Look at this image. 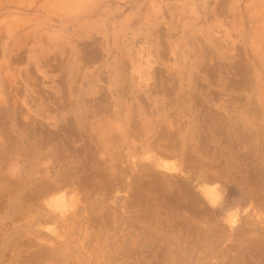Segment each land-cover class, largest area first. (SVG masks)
Masks as SVG:
<instances>
[{"label":"rangeland","instance_id":"obj_1","mask_svg":"<svg viewBox=\"0 0 264 264\" xmlns=\"http://www.w3.org/2000/svg\"><path fill=\"white\" fill-rule=\"evenodd\" d=\"M263 238L264 0H0V264H264Z\"/></svg>","mask_w":264,"mask_h":264},{"label":"bare ground","instance_id":"obj_2","mask_svg":"<svg viewBox=\"0 0 264 264\" xmlns=\"http://www.w3.org/2000/svg\"><path fill=\"white\" fill-rule=\"evenodd\" d=\"M160 149V148H159ZM80 164V163H79ZM202 168H204L203 170L201 169H199V171H201V173H200V175H199V177H198V175L196 176V177H198L199 179H200V177L201 178H204V176H206L205 175V172H206V170L208 169V168H206L205 169V167H203L202 166ZM195 170V169H194ZM208 171H209V169H208ZM199 173H197L196 172V174H199ZM205 180H207L206 179V177H205ZM200 181H202V179H200ZM204 181V180H203ZM208 181V180H207ZM199 183V182H198ZM196 185V184H195ZM201 185V184H200ZM204 185V184H203ZM60 187V186H59ZM55 189H57L56 187H55ZM202 194L201 195H203V200H205L206 201V203H208L210 206H216L217 205V203L219 202V199H220V193H219V190H218V188L216 187V184H213L210 188H207V187H203L202 186ZM198 190V189H197ZM199 191V190H198ZM44 192H45V190H44ZM179 193H180V191H179ZM57 196H59V194L57 195ZM62 195L60 194V197H58V198H62L61 197ZM58 198H55V199H57V200H55L54 198H53V200L52 199H48V201L46 200L45 202H47L46 204H47V206L46 207H49V208H51L52 210H54V211H57L58 213H59V215L60 214H64L63 212L65 211V210H67V207H68V205H67V202H66V200H58ZM72 198V197H71ZM75 199H77V198H75ZM67 201H68V199H67ZM72 201H74L73 199H72ZM76 201H78V199L76 200ZM66 202V203H65ZM69 202H70V200H69ZM72 204H73V202H71ZM192 203H194V201L192 202ZM45 204V205H46ZM208 204H206V205H208ZM196 213V212H195ZM41 220V219H40ZM49 229V228H48ZM53 234V233H52ZM54 234H55V231H54ZM56 237V236H55ZM246 238V237H245ZM248 239V238H247ZM264 239V238H263ZM257 243V242H256ZM49 248V247H48ZM38 253V252H37ZM43 254V253H42ZM41 255V254H40ZM49 256V255H48ZM37 258V257H36ZM43 258V257H42ZM54 260H55V258H54Z\"/></svg>","mask_w":264,"mask_h":264}]
</instances>
